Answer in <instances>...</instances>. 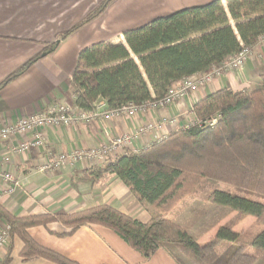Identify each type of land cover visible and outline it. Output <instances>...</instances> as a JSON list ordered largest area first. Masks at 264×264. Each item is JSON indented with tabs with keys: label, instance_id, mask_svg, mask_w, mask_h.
<instances>
[{
	"label": "trees",
	"instance_id": "trees-1",
	"mask_svg": "<svg viewBox=\"0 0 264 264\" xmlns=\"http://www.w3.org/2000/svg\"><path fill=\"white\" fill-rule=\"evenodd\" d=\"M115 0H104L83 20L60 36L63 41L97 18ZM264 37V0H213L158 17L123 34L124 44L98 43L83 49L71 76L75 108L90 111L102 100L107 110L142 106L161 98L171 87L251 49ZM58 41L24 63L0 83V90L27 71ZM254 91L224 88L193 107L196 123L138 153L121 156L93 168L91 181L114 175L150 215L148 223L123 215L110 206L73 214L17 218L0 207L7 234L23 243L21 258H42L54 264H76L36 244L27 230L60 223L74 231L97 225L113 231L144 260L174 246L177 264H255L264 254V75ZM214 125H210L211 121ZM228 185L214 188L206 201L231 212L254 217L259 231L240 234L220 227L200 246L186 230L167 218L202 181ZM222 243L237 247L226 260L217 254ZM259 256V257H258ZM8 259L0 262L7 264Z\"/></svg>",
	"mask_w": 264,
	"mask_h": 264
},
{
	"label": "crops",
	"instance_id": "crops-1",
	"mask_svg": "<svg viewBox=\"0 0 264 264\" xmlns=\"http://www.w3.org/2000/svg\"><path fill=\"white\" fill-rule=\"evenodd\" d=\"M103 1L0 0V83L56 43L61 35ZM172 1L115 0L93 21L65 40L58 41L52 52L42 54L27 71L0 90V129L13 126L20 118L44 111L52 104L75 109L70 80L83 49L98 43L124 44L123 34L126 31L150 22L161 12H166L167 7L174 6L178 10L213 0ZM221 1L224 3V0ZM160 7L163 10L157 11ZM205 74L211 75V79L203 87L163 109L145 107L131 118L119 116L68 127H46L41 130L45 138L44 146L25 153L13 152L11 148L30 141L32 134H14L8 141H0V207L22 218L73 214L98 206H110L140 223H148L149 213L119 179L107 175L91 181L92 170L134 150L138 153L192 126L196 123L193 107L210 94L224 88L233 92L259 89L260 77L264 75V39L258 40L251 48L240 72L226 70L222 65L194 76ZM95 105L107 110L102 100ZM139 128H147L146 133L135 137L131 147L107 152L101 159L85 157L74 164L54 167L60 155L102 149L112 138L133 135ZM3 175L11 176L12 181H5ZM192 215L191 211L180 213L177 210L167 218L186 230L200 246L211 241L220 227L239 232L226 224L215 223L205 228L202 224L197 226L196 218L190 223ZM194 222L196 229L192 228ZM6 227L0 219V234ZM27 233L39 246L76 264H177L173 259L174 246L160 249L150 259L144 260L113 231L97 225H86L71 231L60 223H52L30 228ZM22 248L23 243L17 236H9L0 247V262L8 259L7 264H54L42 258L24 260L20 256ZM262 263L258 259L255 264Z\"/></svg>",
	"mask_w": 264,
	"mask_h": 264
},
{
	"label": "built area",
	"instance_id": "built-area-1",
	"mask_svg": "<svg viewBox=\"0 0 264 264\" xmlns=\"http://www.w3.org/2000/svg\"><path fill=\"white\" fill-rule=\"evenodd\" d=\"M264 37L259 38L263 40ZM251 49H243L240 53L231 57L223 65L224 69L232 70L234 72H240L249 56ZM218 75V71L215 72ZM211 75L205 74L200 76H194L181 81L176 87L169 88L166 93L159 99L142 105L135 106L132 104L121 106L114 110H103L100 106L94 105V108L90 111H83L80 109H71L63 105L52 104L44 111H38L29 117H22L13 126H4L0 129V141H8L11 135H24L32 134V139L27 142H23L17 146H12V151L17 153H25L30 149H37L44 146L45 138L41 132L46 127L57 126H73L78 123H90L97 119L109 120L112 117H134L138 111L149 107L152 109H163L183 99L188 94H192L198 91L200 87H203L209 80ZM215 121H211L210 125H214ZM147 128H139L135 134H126L119 137H114L110 142L102 149L91 150L86 153L73 151L68 156L60 155L54 162V167L61 168L65 164H74L77 161L88 157L92 159H101V157L113 150L125 149L131 147L135 137L146 133ZM133 154H136L135 150ZM2 179L5 181H12V177L9 175H3ZM7 227L4 232L0 234V247L3 246L9 237L7 234Z\"/></svg>",
	"mask_w": 264,
	"mask_h": 264
},
{
	"label": "rangeland",
	"instance_id": "rangeland-1",
	"mask_svg": "<svg viewBox=\"0 0 264 264\" xmlns=\"http://www.w3.org/2000/svg\"><path fill=\"white\" fill-rule=\"evenodd\" d=\"M156 8L157 6L155 7V9ZM179 9H183V8H179ZM162 10L163 7H160L157 11H162ZM178 10H175L174 6L167 7L166 12H161L159 15L155 16V18L168 16ZM148 23L149 22H146L144 25ZM214 188H220L228 191H238L241 194L248 195L245 191L236 190L228 185L217 184V183L214 184L210 181L205 180L202 181L193 192H191L186 197H184L183 200L167 215L172 214L175 211L177 212V210H179L180 213L181 212L184 213V211L187 210V211H191V213L193 212L192 215L193 217L191 218L190 223L193 222L194 220L193 218H196L194 221H198L197 226H199V224H202L203 228L218 223V225L226 224L231 228H235L237 231H239L238 233L240 234H247V233L259 231L261 226L254 217H249V216L241 215L236 212H231L225 208L218 207L208 203L206 201V195L210 192V190ZM199 220H201V222H199ZM192 228L196 229L195 222ZM236 247L237 245L235 244L230 245L228 243H222L217 246L216 251L219 257L221 258V260H226L229 257V255L232 253L231 250L235 249ZM248 252L252 255L253 254L259 255L260 257L258 256L259 257L258 259L262 260L263 262L262 264H264V254H262V251H259L258 249L257 250L249 249ZM175 253H177V256L180 255L176 250Z\"/></svg>",
	"mask_w": 264,
	"mask_h": 264
}]
</instances>
